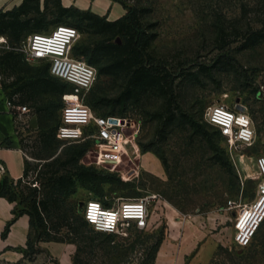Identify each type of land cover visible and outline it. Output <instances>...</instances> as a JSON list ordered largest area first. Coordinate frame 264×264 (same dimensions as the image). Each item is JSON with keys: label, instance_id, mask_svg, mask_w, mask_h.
<instances>
[{"label": "rangeland", "instance_id": "rangeland-1", "mask_svg": "<svg viewBox=\"0 0 264 264\" xmlns=\"http://www.w3.org/2000/svg\"><path fill=\"white\" fill-rule=\"evenodd\" d=\"M58 1L28 0L29 12L21 19L31 20L29 27L18 40L8 33L0 34V57L16 43L20 46L31 31H50L58 23H70L60 19ZM115 1L126 12L131 7L142 10L145 27L156 34L148 48L150 56L177 79L173 97L167 100L148 91L140 102L127 100L124 106L112 108L110 100L126 86L123 76L99 75L86 94L87 104L99 96L105 100L92 106L95 113L113 111L129 119V142L116 170L101 169L102 180L96 185L78 186L70 200L84 216L91 200L118 209L125 201L147 199L148 226L139 229L129 221L110 232L88 222L83 227L84 240L65 242L72 246L71 264H155L165 243L171 251H180V264H188L198 254L203 239L210 238L216 248L208 264H264V221L248 247L241 248L233 240L235 216L242 205L256 198L262 179L258 172L259 162L264 163V43L246 50L238 49L240 42L222 52L216 47L219 26L228 27L229 33L235 20L246 26L258 14L257 3L264 0ZM245 5L251 11L243 16ZM17 7L2 12L16 14ZM37 22L43 28L35 29ZM97 37L81 32L77 43ZM231 38L227 35L228 40ZM222 53L226 55L218 62ZM14 80L11 70L0 65V87L7 99L14 88L4 90L3 85ZM20 100L21 95L12 96L11 110L22 133L19 139L31 143L34 136L30 137L27 127L37 128L38 118L30 106L39 103L31 100L28 111L20 112ZM215 104L250 117L256 132L251 146L230 149L225 145L217 127L205 118L206 110ZM59 114L61 118V111ZM26 154L34 167L38 159L31 149ZM93 162V154L87 151L82 163L97 168ZM34 174L32 170L30 176ZM41 243L39 253L45 251ZM6 262L16 261L0 257V264Z\"/></svg>", "mask_w": 264, "mask_h": 264}, {"label": "trees", "instance_id": "trees-1", "mask_svg": "<svg viewBox=\"0 0 264 264\" xmlns=\"http://www.w3.org/2000/svg\"><path fill=\"white\" fill-rule=\"evenodd\" d=\"M27 2L28 0H24L14 9L18 11L16 14L14 11H0L1 35L8 33L18 40L22 32L29 27L31 20L21 19V15L29 12ZM257 6H259L257 16L246 26L241 25L240 20H235L230 33L228 27H218L217 49L222 52L235 42H240L238 46L240 50L264 43V3L258 2ZM248 9L249 6L245 5L243 16L251 11ZM57 13L60 19L66 18L70 22L58 24L72 25L81 32L94 33L98 36L89 42L77 43L74 47V54L77 57L84 58L95 66L98 76H123L126 79L123 91L110 100L109 105L112 108L118 104L124 106L127 100L140 102L148 91L165 100L170 95L173 97L177 77L150 56L148 48L156 34L145 27L141 9L131 7L123 16L110 20L107 16L90 10L64 6L59 0ZM9 14L14 15L6 18ZM34 28L41 29L43 24L37 22ZM32 32L45 30H34L30 33ZM227 35L232 38L228 40ZM17 45V43L13 45L12 49L0 57L1 67H6L15 75V80L10 85H3V88L4 90H7L8 86L14 88L12 92L7 93L9 101L15 94L21 95L19 106L28 107L27 103L31 100L39 103L30 106L35 109L38 127H27V132L30 137L33 135L34 139L31 143H25L23 137L19 139L20 147L25 154L27 149H31V154L38 162L32 167L26 158L23 177L18 179L3 177L0 180V196L14 203V216L5 226L3 236L7 235L12 223L19 216L26 214L30 218V232L23 251L24 257L12 263L26 264L39 254V242H75L86 238L83 227L89 223L70 197L78 186L96 185L104 176L101 169L82 163V158L91 146L89 141L70 143L58 135L61 124L59 111L64 106L63 95L70 90L69 84L52 76L48 63L43 62L39 65L28 63L16 49L19 46ZM225 55L226 53L220 54L217 61L221 62ZM232 59L236 60L235 56H232ZM104 101V98L99 96L92 99L91 105H88L93 108L92 106L95 107ZM124 110L122 108L121 112ZM110 114H113V111L99 115ZM216 133L220 134L218 128ZM17 134L18 137L22 134L18 128ZM32 170L36 174L30 176Z\"/></svg>", "mask_w": 264, "mask_h": 264}, {"label": "built area", "instance_id": "built-area-1", "mask_svg": "<svg viewBox=\"0 0 264 264\" xmlns=\"http://www.w3.org/2000/svg\"><path fill=\"white\" fill-rule=\"evenodd\" d=\"M80 37L78 28L58 24L50 31L28 34L16 49L32 65L48 63L50 74L70 86V90L63 95L59 137L70 143L89 141L91 146L88 152L94 157L92 164L98 169L114 171L126 151L129 142L127 129L131 123L120 115H99L85 102L86 94L98 79V70L74 54ZM19 109L20 112L28 111L27 106H19ZM205 118L219 129L225 138V145L230 149L251 146L255 141L256 132L245 113L215 104L206 110ZM0 168L5 172L2 164ZM84 217L100 231H116L129 221H133L137 228L144 229L148 226L147 199L134 203L125 201L118 209L107 208L91 200L86 205ZM263 221L264 176L258 183L256 198L242 205L235 216L234 243L241 248L251 245Z\"/></svg>", "mask_w": 264, "mask_h": 264}, {"label": "crops", "instance_id": "crops-1", "mask_svg": "<svg viewBox=\"0 0 264 264\" xmlns=\"http://www.w3.org/2000/svg\"><path fill=\"white\" fill-rule=\"evenodd\" d=\"M24 0H0V11L19 6ZM64 6H74L81 10H90L101 16L115 20L126 13L124 7L115 0H61ZM27 155L21 149L17 134L16 118L11 112L9 100L0 87V180L8 176L11 179L23 177ZM14 203L0 196V257L9 261H18L24 257V249L30 232L28 215L19 216L11 225L6 236L2 233L5 226L13 218ZM198 254L188 264H208L215 251L212 238L203 239ZM42 250L32 264H71L72 246L65 242H42ZM171 251L164 244L157 253L155 264H180V251ZM50 254V258L47 255Z\"/></svg>", "mask_w": 264, "mask_h": 264}, {"label": "bare ground", "instance_id": "bare-ground-1", "mask_svg": "<svg viewBox=\"0 0 264 264\" xmlns=\"http://www.w3.org/2000/svg\"><path fill=\"white\" fill-rule=\"evenodd\" d=\"M259 166H260V172H258V175L262 177V176H264V163L262 164V163L259 162ZM134 202H132V203H134Z\"/></svg>", "mask_w": 264, "mask_h": 264}]
</instances>
